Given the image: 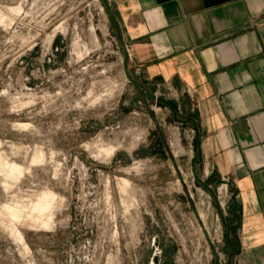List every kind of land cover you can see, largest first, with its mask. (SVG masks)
<instances>
[{
	"label": "rangeland",
	"instance_id": "rangeland-1",
	"mask_svg": "<svg viewBox=\"0 0 264 264\" xmlns=\"http://www.w3.org/2000/svg\"><path fill=\"white\" fill-rule=\"evenodd\" d=\"M125 62L104 0H0V264H217L225 192Z\"/></svg>",
	"mask_w": 264,
	"mask_h": 264
},
{
	"label": "crops",
	"instance_id": "crops-1",
	"mask_svg": "<svg viewBox=\"0 0 264 264\" xmlns=\"http://www.w3.org/2000/svg\"><path fill=\"white\" fill-rule=\"evenodd\" d=\"M104 4L139 91L130 101L159 100L194 132L204 182L228 190L225 263L264 264V0Z\"/></svg>",
	"mask_w": 264,
	"mask_h": 264
},
{
	"label": "water",
	"instance_id": "water-1",
	"mask_svg": "<svg viewBox=\"0 0 264 264\" xmlns=\"http://www.w3.org/2000/svg\"><path fill=\"white\" fill-rule=\"evenodd\" d=\"M124 65H125V67H126V62L124 63ZM150 98H151L150 93H148L147 90H145L142 94H140V95L134 97V98L131 100V104H132L133 106H135V105H134V102H135L136 100H140V101H142V102L144 103V105H145V107L147 108V110L150 111ZM159 102H160V101L158 100V103H159ZM172 107L175 108V105L172 104ZM152 118L156 121L157 125L160 127V124L157 122V118H156L155 116H152ZM193 160L196 161V157H193ZM195 211H196V210H195ZM196 216H197V218H198V221L200 222L201 219H200V217H199V215H198L197 212H196ZM202 228H203V232H204V235H205V237H206V240H207V242H208V244H209V247H210V249H211V251H212V253H213V256L215 257V260H216L217 264H225V260H224L223 256L220 255V253H218V251L216 250V248H215V246H214V244H213V241H212V239H211V237H210L208 231H207V230L205 229V227H204V224H202ZM153 260H154V262H155L156 264H159V263H160V259H159L158 253H156V254L154 255Z\"/></svg>",
	"mask_w": 264,
	"mask_h": 264
},
{
	"label": "bare ground",
	"instance_id": "bare-ground-1",
	"mask_svg": "<svg viewBox=\"0 0 264 264\" xmlns=\"http://www.w3.org/2000/svg\"><path fill=\"white\" fill-rule=\"evenodd\" d=\"M178 135H179V133L177 134V137H175V140H174V142H173V145H174V147H175V149H176V153L178 154H183L184 153V149H183V147L181 146V141H180V136L178 137ZM175 153V154H176ZM175 156V155H174ZM16 167V166H15ZM14 169V168H13ZM52 195H48V197H47V199L46 200H44V201H41V202H39L38 203V206L39 207H41V208H48L50 205H51V203H52ZM15 210V209H14ZM12 212V210L10 211V213ZM15 212V211H14ZM19 212V211H18ZM12 214V213H11ZM20 214V213H19ZM13 215L14 216H16V215H18V214H16V213H13ZM9 217L11 216V215H8ZM7 216V217H8ZM16 219H17V217H16ZM4 222V221H3Z\"/></svg>",
	"mask_w": 264,
	"mask_h": 264
},
{
	"label": "built area",
	"instance_id": "built-area-1",
	"mask_svg": "<svg viewBox=\"0 0 264 264\" xmlns=\"http://www.w3.org/2000/svg\"><path fill=\"white\" fill-rule=\"evenodd\" d=\"M155 103H158V100H155ZM222 190H224L225 193L228 191L227 189H223V187H218L219 193H221Z\"/></svg>",
	"mask_w": 264,
	"mask_h": 264
}]
</instances>
